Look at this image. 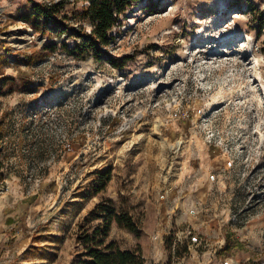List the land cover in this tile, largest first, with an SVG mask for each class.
Instances as JSON below:
<instances>
[{"label": "rangeland", "instance_id": "obj_1", "mask_svg": "<svg viewBox=\"0 0 264 264\" xmlns=\"http://www.w3.org/2000/svg\"><path fill=\"white\" fill-rule=\"evenodd\" d=\"M148 4L95 53L75 0H0V264H80L101 204L147 264H264V0Z\"/></svg>", "mask_w": 264, "mask_h": 264}, {"label": "trees", "instance_id": "obj_2", "mask_svg": "<svg viewBox=\"0 0 264 264\" xmlns=\"http://www.w3.org/2000/svg\"><path fill=\"white\" fill-rule=\"evenodd\" d=\"M149 1L148 8L155 7L161 0H75V17L80 22L86 21L91 29L87 32V40L74 47V51H79L86 46H90L95 53H99L100 47L109 46L115 39L112 31L121 27L127 18L128 11L135 5ZM80 3V6H77ZM64 5V1L54 5H48L49 9H59ZM38 3L30 13L25 14V18L43 17V11ZM30 20V19H29ZM87 51V50H86ZM3 139V131L0 129V143ZM3 169V161L0 159V171ZM97 212L103 214V222L96 226L80 225L82 231L79 241L82 246V256L80 264H147L140 247L135 249H124L116 241L109 239L110 226L113 220L129 230L138 232L139 228L131 219L123 221V216L114 214V208L98 205Z\"/></svg>", "mask_w": 264, "mask_h": 264}, {"label": "crops", "instance_id": "obj_3", "mask_svg": "<svg viewBox=\"0 0 264 264\" xmlns=\"http://www.w3.org/2000/svg\"><path fill=\"white\" fill-rule=\"evenodd\" d=\"M24 10V9H23ZM27 11V10H25ZM12 196H4L0 198V255L5 254L4 249H7L5 245H2V239L7 235V231L9 229H13L10 233L13 238V243L10 244L8 248H10L7 252H11V250H19L22 247L20 236L23 232V225L20 222L15 221L14 223H10L11 217H18L26 210L28 204L19 203L16 206V203L13 202ZM16 202V200H15ZM18 203V202H17ZM18 214V215H17ZM17 215V216H16ZM8 240V239H7ZM18 241V242H17ZM17 242V243H16Z\"/></svg>", "mask_w": 264, "mask_h": 264}, {"label": "bare ground", "instance_id": "obj_4", "mask_svg": "<svg viewBox=\"0 0 264 264\" xmlns=\"http://www.w3.org/2000/svg\"><path fill=\"white\" fill-rule=\"evenodd\" d=\"M159 125L157 124V127H158ZM165 142V141H164Z\"/></svg>", "mask_w": 264, "mask_h": 264}, {"label": "built area", "instance_id": "obj_5", "mask_svg": "<svg viewBox=\"0 0 264 264\" xmlns=\"http://www.w3.org/2000/svg\"><path fill=\"white\" fill-rule=\"evenodd\" d=\"M191 241H192V239H191ZM187 246H189V245L187 244Z\"/></svg>", "mask_w": 264, "mask_h": 264}]
</instances>
